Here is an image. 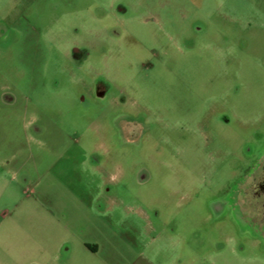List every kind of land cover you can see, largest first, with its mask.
I'll list each match as a JSON object with an SVG mask.
<instances>
[{
  "label": "rangeland",
  "instance_id": "obj_1",
  "mask_svg": "<svg viewBox=\"0 0 264 264\" xmlns=\"http://www.w3.org/2000/svg\"><path fill=\"white\" fill-rule=\"evenodd\" d=\"M263 158L264 0H0V264H264Z\"/></svg>",
  "mask_w": 264,
  "mask_h": 264
},
{
  "label": "flooded vegetation",
  "instance_id": "obj_2",
  "mask_svg": "<svg viewBox=\"0 0 264 264\" xmlns=\"http://www.w3.org/2000/svg\"><path fill=\"white\" fill-rule=\"evenodd\" d=\"M74 53L76 57L80 55L79 49L75 48ZM243 184L241 193L244 204L250 217L254 218L262 227L261 233H264V158L247 174Z\"/></svg>",
  "mask_w": 264,
  "mask_h": 264
},
{
  "label": "crops",
  "instance_id": "obj_3",
  "mask_svg": "<svg viewBox=\"0 0 264 264\" xmlns=\"http://www.w3.org/2000/svg\"><path fill=\"white\" fill-rule=\"evenodd\" d=\"M31 263V262H30ZM32 264V263H31Z\"/></svg>",
  "mask_w": 264,
  "mask_h": 264
}]
</instances>
